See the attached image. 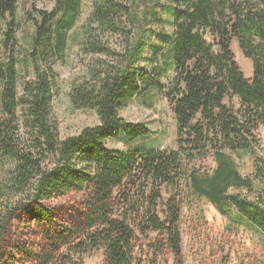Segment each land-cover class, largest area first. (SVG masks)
Here are the masks:
<instances>
[{
    "label": "trees",
    "instance_id": "obj_1",
    "mask_svg": "<svg viewBox=\"0 0 264 264\" xmlns=\"http://www.w3.org/2000/svg\"><path fill=\"white\" fill-rule=\"evenodd\" d=\"M53 1L52 12H28L35 34L23 80L9 50L17 45L15 20L0 43V264H84L98 251L104 264H144L142 241L147 257L166 248L179 258L183 198L174 192L184 181L193 196L225 216L227 207L235 210L264 239V162L255 153L264 127V0H158L154 7L142 0V22L139 0L96 1L90 32L95 25L96 33H117L123 18H134L136 40L116 65L71 88L73 109L95 112L99 123L63 139L53 113L59 95L53 60L65 54L83 0ZM18 2L0 0V20L14 18ZM149 15L167 16L173 32L149 28ZM232 39L253 63L251 79L234 59ZM89 45L92 53L109 52L97 41ZM171 72L167 90L162 79ZM149 91L171 103L178 149H111L109 141L131 146L149 136L145 124L120 116ZM233 98L238 110L226 104ZM237 155L254 158L252 178L240 174ZM211 157L210 173L184 168L185 161ZM70 195L81 197L69 213L57 202Z\"/></svg>",
    "mask_w": 264,
    "mask_h": 264
},
{
    "label": "rangeland",
    "instance_id": "obj_2",
    "mask_svg": "<svg viewBox=\"0 0 264 264\" xmlns=\"http://www.w3.org/2000/svg\"><path fill=\"white\" fill-rule=\"evenodd\" d=\"M98 0H83L80 16L74 29L68 34V47L62 57L57 56L53 60L54 69L58 75L59 95L53 105L54 118L59 128L61 139L78 135L82 130L98 125V117L95 112L74 110L69 99L71 88L75 84L91 81L92 75L102 68L109 69L116 65L121 56L125 54L129 44L136 40L138 23L135 19L123 18L117 33L104 35L96 33V26L93 31L88 29V20L92 15L94 4ZM168 3L172 0H161ZM244 2V0H240ZM158 0H151L154 7ZM55 4L53 0H19L14 18L0 20V43L5 39L9 23L15 20L17 30L14 38L17 45H10L9 50L15 51V60L20 75V81L27 77L30 70V57L33 53L32 39L35 34V25L28 19V12L37 11L52 12ZM137 18L142 22L144 4L138 1ZM167 16H160L159 19L152 15L147 16L146 24L155 31H162L171 34L172 27L166 23ZM165 22V23H163ZM129 32H132V37ZM95 36V37H94ZM90 41H97L109 50L108 54H95L91 49ZM2 46V45H1ZM230 49L234 59L240 67L246 79L253 76V63L243 55L237 39H232ZM3 51V50H2ZM5 59L8 52H3ZM144 65V64H143ZM151 69L149 68V71ZM29 78V77H28ZM174 79L173 73L166 75L162 82L168 90ZM226 104L234 110L240 108L237 98L227 100ZM120 116L133 124H145L150 134L145 139H140L131 146L122 142L109 141L108 146L113 150L126 151L129 149H157L160 151L177 150V123L171 103L163 96L154 91L140 94L122 111ZM260 148L256 149V156L264 162V127H260L257 133ZM236 162L239 172L243 177H253L254 158L250 155H237ZM187 173L193 170L202 173H210L215 168L214 159L198 160L188 164L184 162ZM184 181L181 190L173 192L181 193L183 208L181 212L180 231L182 238L181 256L173 257L166 248L163 254L153 258L152 254L147 257V245L143 241L139 246L143 247L144 264H264V239L262 234L245 220L240 218L235 210L228 209V216L206 199L197 198L188 191V185ZM166 192V191H165ZM167 191L166 193H168ZM231 193L239 194L242 197L248 196L245 190ZM81 196L70 195L69 198L57 202L64 211L74 212L79 204ZM168 198V194H165ZM252 198V196H250ZM166 199V198H164ZM77 214V213H75ZM158 235L153 234L149 240L153 242ZM140 249V248H139ZM137 254L140 255V250ZM157 259V260H156ZM156 260V261H155ZM84 264H104V255L98 251L85 258Z\"/></svg>",
    "mask_w": 264,
    "mask_h": 264
}]
</instances>
